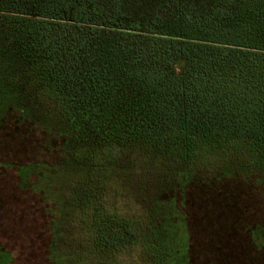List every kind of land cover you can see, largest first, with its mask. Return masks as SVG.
Masks as SVG:
<instances>
[{
	"label": "trees",
	"instance_id": "16d2710c",
	"mask_svg": "<svg viewBox=\"0 0 264 264\" xmlns=\"http://www.w3.org/2000/svg\"><path fill=\"white\" fill-rule=\"evenodd\" d=\"M8 124L58 154L12 163L52 211L50 264H195L232 233L264 251L226 185L264 188V0H0Z\"/></svg>",
	"mask_w": 264,
	"mask_h": 264
},
{
	"label": "rangeland",
	"instance_id": "374dc122",
	"mask_svg": "<svg viewBox=\"0 0 264 264\" xmlns=\"http://www.w3.org/2000/svg\"><path fill=\"white\" fill-rule=\"evenodd\" d=\"M168 14L169 11L164 12V15ZM44 140V136L26 125L20 128L10 124L0 127V247L5 250L0 249V264H50L48 247L52 237L49 214L52 211L38 194L19 186L17 168L12 164L28 163L36 158L52 162L58 154L43 152L41 142ZM226 185L229 192L230 189L235 193L246 190L248 197L243 194H238V197H243L249 204L248 221L264 220V188L255 191L252 185L243 186L233 180L227 181ZM220 187L225 188V185ZM195 190L192 187L189 195L191 209L194 200L198 201ZM191 222L195 223V226L191 224V231L199 234L196 220ZM232 236L211 248L207 246L208 242L200 240L203 236L197 238L193 243L194 263L209 264L205 254L214 250L211 260L214 259L215 264H264V251L255 250L249 238L240 233H232ZM136 257V249L128 250L118 264H136Z\"/></svg>",
	"mask_w": 264,
	"mask_h": 264
}]
</instances>
